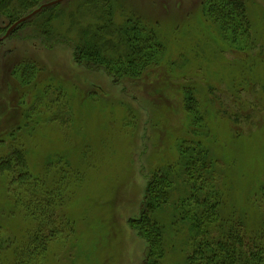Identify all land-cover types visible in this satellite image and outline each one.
I'll use <instances>...</instances> for the list:
<instances>
[{
    "label": "rangeland",
    "instance_id": "374dc122",
    "mask_svg": "<svg viewBox=\"0 0 264 264\" xmlns=\"http://www.w3.org/2000/svg\"><path fill=\"white\" fill-rule=\"evenodd\" d=\"M201 1L120 0L139 27L153 32L160 51L156 65L119 85L76 65L66 44L45 48L24 28L1 40L0 139L8 145L0 156L24 149L38 179L20 188L0 170V238L21 240L38 228L41 217L32 221L21 208L25 192L33 189V202L45 186L56 190L62 174L64 196L55 201L62 218L50 217L36 264H142L145 242L129 220L139 215L148 174L171 167L174 143L184 135L221 162L211 187L223 194L224 215L244 218L248 230L257 222V205L264 209V0H245V49L203 18ZM10 22L0 14V37ZM21 65L29 78L23 84ZM187 89L204 116L194 135L184 111ZM185 236L182 230L171 243ZM166 255L172 257L165 264L176 259L173 250Z\"/></svg>",
    "mask_w": 264,
    "mask_h": 264
},
{
    "label": "trees",
    "instance_id": "16d2710c",
    "mask_svg": "<svg viewBox=\"0 0 264 264\" xmlns=\"http://www.w3.org/2000/svg\"><path fill=\"white\" fill-rule=\"evenodd\" d=\"M49 1L52 0H0V14L13 21L12 24ZM117 4L122 7L120 19L117 18ZM201 6L203 18L215 24L222 37L225 35L226 40L235 42V46L246 48L245 0H202ZM123 7L120 0H62L19 23L11 32L24 28L28 38L36 39L34 41L45 48L66 44L76 65L102 71L119 85L139 78L149 67L156 65L155 56L160 51L153 32L139 27V23L131 19L134 13L126 14ZM238 35L243 38L239 40ZM23 73L24 66L20 73L22 84L29 81ZM28 75L33 78V72ZM184 111L192 127L191 133L200 132L199 129L204 127V116L193 91L188 89ZM174 144L176 161L171 167L157 168L156 172L148 174L139 215L129 220V226L145 242L142 264H165L166 259L172 257L166 255L168 249L173 250L176 258L169 264H264V209L257 205L259 218L249 230L244 218L232 216L233 213L224 215L223 194L218 187H211L214 167L221 162L211 157L210 150L193 137L184 135ZM7 145L0 139V146L6 149ZM27 166L26 152L20 147L0 156V170L9 173L20 188L28 181L31 185L35 183L36 177ZM173 166L178 174L172 173ZM60 178L56 190L45 186L33 193V202V189L28 187L25 192L28 197L22 201L21 208L32 221L35 216L41 217V223L21 240L0 238V264L39 263L44 254L39 259L37 251L44 248L49 239L50 217L62 218L55 210L61 205L55 201L63 199L65 190L63 181L66 178L62 174ZM39 180L46 184L45 179ZM259 189L264 195V185ZM15 202L18 204L19 198ZM68 224L66 222V226ZM60 226L62 228L63 221ZM182 230L186 236L179 239V243H171L172 236ZM180 252L184 256L177 261Z\"/></svg>",
    "mask_w": 264,
    "mask_h": 264
},
{
    "label": "water",
    "instance_id": "95a60500",
    "mask_svg": "<svg viewBox=\"0 0 264 264\" xmlns=\"http://www.w3.org/2000/svg\"><path fill=\"white\" fill-rule=\"evenodd\" d=\"M62 0H52L46 3L41 4L39 7H37L36 9H34L33 11H31L30 13H28L27 15L19 18L18 20H16L5 32V34L3 36L0 37V41L3 40L4 38H6L10 32L21 22L26 21L27 19H29L31 16L35 15L36 13H38L40 10H42L45 7L51 6L53 4H56L58 2H60Z\"/></svg>",
    "mask_w": 264,
    "mask_h": 264
}]
</instances>
